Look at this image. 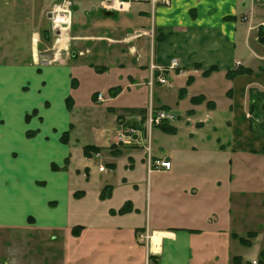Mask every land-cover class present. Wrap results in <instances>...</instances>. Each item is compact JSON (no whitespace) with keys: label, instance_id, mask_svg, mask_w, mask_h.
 <instances>
[{"label":"crops","instance_id":"0c3cea01","mask_svg":"<svg viewBox=\"0 0 264 264\" xmlns=\"http://www.w3.org/2000/svg\"><path fill=\"white\" fill-rule=\"evenodd\" d=\"M60 1L0 0V264H146L148 256L157 264H208L213 258L215 264H235V256L250 264L259 260L264 246L256 253L234 251L233 242L227 249L220 246L213 229H207L214 233L212 246H206L208 239L202 236L212 225L209 216L219 211L216 199L223 200L216 186L220 179L240 183L241 188H233L236 193L253 192L261 199L264 192V100L263 116L253 124L249 110L250 89L264 92V44L257 40L264 2L171 0L153 10L149 3L121 7L110 1L105 6L106 0H75L72 30L59 44L60 50L56 47L60 40L55 42L51 31V10ZM252 8L253 15L243 21L242 15ZM173 59L179 66L167 73L168 84L151 85V62L161 69ZM212 66L217 69L204 75ZM237 68L252 71L228 78L227 73ZM87 77L107 79L106 91L122 87L103 101L110 102L104 108L116 122L117 113L111 110L147 107L146 102L115 104L122 94L146 83L149 103L167 106L178 115L173 123L176 133L156 127L170 135L162 143L157 132L154 144V134L141 114L135 118L136 142H117L123 129L117 122L112 132L97 135L90 144L103 148L110 168L125 158L127 166L135 168L139 162L147 169L150 138L152 158L172 162L170 170L152 174L165 176L169 183L181 180L177 199L184 202L170 204L180 222L151 224L148 246L140 245L137 234L145 228L132 222L133 211L114 215L126 217L131 226H102L90 220L83 225V239L73 236V180L81 169L74 168L71 137L78 90ZM182 88L186 93L180 97ZM101 91L94 94L95 103H102L97 100ZM199 95L205 101L192 102ZM68 97L73 99L71 108ZM65 131L69 137L64 141ZM190 152L194 155L182 158ZM232 208L229 197L223 213L229 216ZM260 235L258 231L249 248Z\"/></svg>","mask_w":264,"mask_h":264},{"label":"rangeland","instance_id":"374dc122","mask_svg":"<svg viewBox=\"0 0 264 264\" xmlns=\"http://www.w3.org/2000/svg\"><path fill=\"white\" fill-rule=\"evenodd\" d=\"M74 1L75 0H73V3ZM81 10L82 8L79 5L78 13ZM51 20V31L54 32V35L56 36L55 42H57L60 37V41L56 47L61 50L62 47L59 44H62L65 41V37L70 34L68 32L72 30L71 23L67 25L57 23L55 25L53 19ZM59 28L61 29V33L58 30ZM85 57L84 59H86ZM51 59L52 57L50 60ZM107 84V79L102 78L93 80L90 77H87V79L83 80L77 94V108L75 110L76 118L74 120L76 128L71 137V143L74 144L73 146L75 147L74 168L81 169V171H79L80 174L76 175L74 178L73 184L75 190H80L82 193H80V196H75L71 204L73 219L76 222L73 228L81 226L75 234L73 231V236H75L76 240L83 239V225L90 220L96 224L100 223L102 226L119 225L121 223L123 226H131V221H126V217H118L111 214L112 208H119L124 205L126 201L133 200L135 202V205H133V213L130 216L132 217V222L148 229H150L151 224H178L180 220L173 212V208L170 207V204L173 205L176 203V205H179L184 202L177 199L178 195H180L179 191L182 189L181 184L179 183L181 180L178 179L174 181V183H169V180L166 179L165 176L159 178L157 174L149 173L139 162L136 163L135 168H131L129 165L127 166V159L118 158L116 160V167H108L106 174H102L98 170V166L101 162L107 164L108 160L107 158H104V155L102 158L96 157V155H90L87 156V160H84V147L90 145L92 142L95 143L97 135L100 136V134L104 135L107 132H112V128L116 127L117 122L122 124V127L125 128L131 122H134L135 118H137L136 116L141 115L140 113L132 115L127 108H120L118 110L114 109L111 111L117 113L116 122L114 114H107L104 107L110 102L95 103L96 101L94 98V94L102 92L101 90H104L103 93L105 96H111L109 90L106 91L105 89ZM150 93L149 84L146 83L143 87H138L133 89L132 92L127 91L122 94L117 100H115V104H138L146 102L147 109H150L151 107L156 108L149 103ZM147 126L151 129V133L154 134V144L157 143L156 140L158 137L155 136V133L157 132L162 136L158 138L159 143H162L163 137H170V135L161 133L160 130L158 131L155 125L150 126L147 123ZM150 139L151 144L152 138ZM98 140L99 142L103 141L100 138ZM110 148H113V146H110ZM191 153L192 152L184 153L182 158ZM192 155L194 154L192 153ZM220 174L222 175V173ZM125 177L128 179L127 183ZM220 180H222V182L216 183V186L218 187L217 192L223 200L216 199L215 202L220 205L215 206V208L219 211L214 215H210L208 218V220L212 221V225L206 227V230L203 231V239H208V242L204 239L207 242L205 245L212 246L210 235L214 233H209L207 229H213L215 232H218V237H220L219 240H221L220 246H225V249H227L226 247L229 243V245H231V242H233L231 249L234 251L243 250L256 253V250L264 246V192L260 193L261 199L258 198L257 193L253 192H251V194H243L241 192L236 193L233 191V188H241L240 183L237 182L232 185L226 180ZM106 184L112 188V191L107 192L106 195L102 196V190L107 186ZM247 187L248 186H246V188ZM254 194H256V196ZM229 197L232 198L234 208L230 210L231 214L226 216L223 212L229 202ZM192 201L194 200L192 199L191 202ZM241 203L243 206L240 205ZM236 204H239V207H236ZM221 205H223V207ZM174 210L177 211L178 209L174 208ZM184 217L188 218L187 215H184ZM142 230L144 229H141V231ZM257 230L261 231V235L251 248H249V246L246 247V245L242 244L238 239L233 241L232 233L247 235L250 231L258 232ZM63 237H59V241H57L58 244L61 243L60 241H63ZM85 237L89 238V232H87ZM226 239L228 242H226ZM140 245L146 246V243L140 241ZM221 249L222 248H220V250ZM53 252H55V249ZM215 259L216 258L211 259L208 264H215ZM7 264H9V261H7ZM49 264L55 263L50 262Z\"/></svg>","mask_w":264,"mask_h":264},{"label":"built area","instance_id":"2783aa9c","mask_svg":"<svg viewBox=\"0 0 264 264\" xmlns=\"http://www.w3.org/2000/svg\"><path fill=\"white\" fill-rule=\"evenodd\" d=\"M108 1L113 2V3L117 2V4L120 5L121 7L125 5H130L132 3H149L151 4L153 10L155 9L157 5H170L171 4V0H106V1H103L104 5ZM252 1L257 2V3H262L264 0H252ZM72 6H73V0H62L60 3L54 5L52 9V19L55 25L57 23L63 24V25H67L71 23ZM105 6H109L108 3ZM250 13L252 14L253 10H251ZM243 19L245 21H248L250 19V16L248 14L244 15ZM257 27L261 33L260 38L261 37L264 38V18L259 22ZM58 30L61 33L60 31L61 29L59 28ZM142 32H139V34H141ZM150 33L152 34L153 32L151 31ZM59 40H60V37L58 38L57 41ZM178 66H179L178 59H173L168 66L159 69L160 74L158 75L157 80L162 84H168V78L166 76L167 72L171 71L172 69H176ZM150 68H151L152 73L155 69H158V67L153 62H151ZM152 83H153V75H151V84ZM98 100L99 101L105 100L104 95L102 93L98 94ZM176 119H177L176 113H174L171 110H165V109L153 110L151 108L147 115V123L150 126L152 125L158 126L164 122L171 123V122L176 121ZM137 134H138V129L133 124L128 125L121 131L118 137V141L127 143V144H132L136 142ZM147 152H148L147 169L149 173H152L155 170H160V169L170 170L172 168V162L169 159H153L152 158L150 145L147 146ZM96 156L100 157L101 153H97ZM106 169L107 168L105 165L99 166L100 171H106ZM138 238L140 239V241H144V243L148 245L151 240V233L147 229L145 231L140 232L138 234ZM146 264H155V263L152 262L149 258H147ZM252 264H264V263H260L258 260H253Z\"/></svg>","mask_w":264,"mask_h":264},{"label":"trees","instance_id":"16d2710c","mask_svg":"<svg viewBox=\"0 0 264 264\" xmlns=\"http://www.w3.org/2000/svg\"><path fill=\"white\" fill-rule=\"evenodd\" d=\"M261 34V33H260ZM261 42L264 43V38H260ZM217 67L216 66H212L210 67L208 70L204 71V75L208 76L211 74V72H213L214 70H216ZM252 70L249 68H237L236 70L233 71H229L227 73L228 78H234L235 76L239 75V74H244V73H250ZM122 90L121 86H115L109 89V93L111 96H115L117 95L120 91ZM186 93V89L182 88L179 91V95L180 97H183V94ZM205 97L202 95L196 96L194 98H192V102L196 103V102H203L205 101ZM264 100V92H261L259 90H255V89H250V104H249V110L250 113L252 115V124L253 121L256 119H260L263 116V111H262V106L261 103ZM207 104H210V101L207 102ZM73 105V99L72 97H68V106L71 108ZM160 108L162 109H169L167 106H161ZM129 109L128 111H130L131 113H140L143 114V121L145 120V115L147 112L146 108H127ZM255 117V118H254ZM120 118V117H119ZM158 127H160L163 131L170 133V134H174L177 131V128L169 123H163L161 125H159ZM69 137V131H65L64 135H63V140H67ZM103 148L101 147H96V146H91V145H87L84 147V154L85 156H89L90 154L102 151ZM53 168H58L55 164L53 165ZM112 188H110V186H105L104 189L102 190V196L106 195L107 192H111ZM80 193H82V191H76L75 192V196H80ZM134 206L132 201H126L124 203V205L118 209V210H111V214L115 215V214H126L128 212L133 211ZM81 226H76L75 228H73L74 234L78 231V228H80ZM232 236L236 239H238L242 244L246 245V246H251L252 245V239L255 238L257 236V232L256 231H250L245 237L243 236H239L237 233H232ZM154 257H152L153 259ZM233 261L235 264H250L248 262H244L243 259L239 256H235L233 258ZM259 262L260 263H264V249H262L259 253Z\"/></svg>","mask_w":264,"mask_h":264},{"label":"water","instance_id":"95a60500","mask_svg":"<svg viewBox=\"0 0 264 264\" xmlns=\"http://www.w3.org/2000/svg\"><path fill=\"white\" fill-rule=\"evenodd\" d=\"M104 13H105L106 15L112 14V12L109 11V10H105Z\"/></svg>","mask_w":264,"mask_h":264}]
</instances>
